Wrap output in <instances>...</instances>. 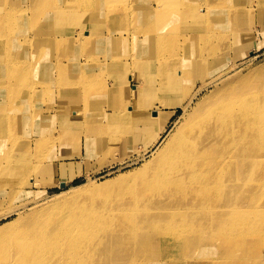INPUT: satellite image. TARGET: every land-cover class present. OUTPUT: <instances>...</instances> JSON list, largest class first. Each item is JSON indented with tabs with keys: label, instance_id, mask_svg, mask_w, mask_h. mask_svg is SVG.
I'll use <instances>...</instances> for the list:
<instances>
[{
	"label": "bare ground",
	"instance_id": "1",
	"mask_svg": "<svg viewBox=\"0 0 264 264\" xmlns=\"http://www.w3.org/2000/svg\"><path fill=\"white\" fill-rule=\"evenodd\" d=\"M1 1L3 5L10 3ZM31 1L35 7L27 17L19 15L25 11L16 6L0 11V45L5 49L0 56V69L7 72L0 77V111L5 126L0 145L15 141L16 132L12 129L24 116L22 107L45 102L53 89L60 94L62 89L77 85L82 94L98 81L92 96L106 92V83L95 73L84 75L78 83L62 84L65 87L57 82L51 84L50 77L53 70L55 74L57 69H63L64 57L61 52L57 54L62 42L73 40L84 51L96 34H105L106 40L112 42L121 36L119 46L112 48L113 55H109L111 64L107 65L108 70L119 73L112 76L113 87L128 90L136 105L134 111L125 109L127 116L121 120L117 135L128 130L130 138L135 131L149 132L146 136L156 143L157 149L150 161L132 172L100 186L72 187L55 196L46 206L50 210H32L5 225L0 237V264H158L160 258L176 264H264V174L258 179L262 190L250 195L252 190L247 186L253 181L248 175L251 166L258 165L264 171V96L250 94L251 84L242 79L211 76L219 57L216 53L224 51L227 36L233 35L230 38L235 42L243 36L250 38L252 23L246 32L230 30L246 25H239L235 19L205 26L208 31L201 35L198 28L183 35L179 21L172 17L173 12L182 17L178 3L177 10L167 5L160 8L159 0ZM136 3L149 11L156 6V18L139 22L129 16ZM88 8L98 11L99 19L115 14L105 23V29L95 26L94 33L84 35ZM128 26L144 31L154 29V41L142 43L136 33L128 34ZM58 36L62 42H58ZM198 36L196 42L190 40ZM128 40L135 46L131 51H125ZM27 42L33 44V50L26 57L16 56L15 48ZM81 55L94 58L86 52ZM153 56L162 63L157 67L159 94L167 97L166 102L159 104L172 109L161 112V116L146 104L143 90L133 85L131 91L122 77L126 61L144 66L142 63ZM47 61L53 64L41 65ZM103 62H109L104 55ZM258 88L264 89V81ZM23 90L28 91L27 96L22 95ZM77 106L71 105L72 114L64 111L67 117L62 121L59 138L77 127L83 131L85 128L93 135L89 144L92 146L102 135V123L90 122L87 109ZM50 107L46 99L47 112L34 115V119L39 117L41 123L48 125ZM179 107L181 114L168 130ZM101 116L107 119L111 115ZM134 123L140 126L134 129ZM29 144L28 141V151ZM7 168L0 165V187L13 185L16 189L29 183L17 182L20 170ZM134 179L137 181L131 182ZM82 191L89 196L78 204L73 199ZM16 193L11 189L8 197ZM59 201L71 202L58 208ZM199 215L222 217L213 228L215 233H209L210 227L203 223L189 222ZM50 218L54 219L52 224L48 222ZM208 244L215 246L218 257L198 258Z\"/></svg>",
	"mask_w": 264,
	"mask_h": 264
},
{
	"label": "rangeland",
	"instance_id": "2",
	"mask_svg": "<svg viewBox=\"0 0 264 264\" xmlns=\"http://www.w3.org/2000/svg\"><path fill=\"white\" fill-rule=\"evenodd\" d=\"M159 1L160 8H164L163 6L167 5L169 8L170 6H175L177 10L178 3L179 9L182 11V17L177 16L174 12L172 17L174 20L179 21L177 25L179 27V32L183 35H188L189 32L191 33L192 28H198L201 35L207 30L205 26L211 27L215 22L231 23L235 19L239 25H246L243 29L232 28L230 30L246 32L248 30L245 28H250V23H252V30H250L252 35H250V38H248V36H243L240 41L235 42L230 38L233 35L227 36L228 39L223 47L224 51L216 53L219 57L214 62L216 69L211 76L219 75L223 76L224 79L231 80L242 79L244 82L251 84L252 88L250 89V94L253 96L261 95L260 97L264 96V89L258 88L260 83L264 81V0ZM9 2V4L3 5L0 0V11L8 6H16L25 11L21 12L19 15L27 17L31 9L35 7V3L31 0H9ZM23 3L28 4V6ZM139 4H134L135 9L129 12V16L132 15L139 22L145 20L151 21L156 18L153 14L156 6H153L151 11H149L148 9L142 8ZM114 14L115 13H112L103 19H99L97 17L98 11L88 8L87 23H85L83 29L84 35L91 32L94 33L93 28L95 26L105 29V23L108 22ZM1 27L2 26H0V28ZM128 29V34L132 32L136 33L135 37H139L144 44L154 41V36L152 34L154 33V29L144 31L133 28L132 26H128ZM47 32L49 31H46V33ZM75 32L77 33V30ZM4 33L7 34L8 32L4 31ZM76 33L72 34V38L76 37ZM120 33L121 31H118L119 35ZM104 35L105 34L99 37L96 34V38L92 40V43L85 46L84 51L82 50L81 44L73 40L67 43L62 42L61 37L58 36V42H62V49L57 54L61 52V55L64 57L62 60L63 69H57L55 74L53 70L50 73V77H52L51 84L57 82L59 86L65 87V85L62 84L68 82L78 83L79 79L83 78L84 75L87 76L95 73L102 79V82L106 83V92L96 96L99 98L92 96H95V87H97L98 81L92 87L85 88V92L82 94L80 90L81 86L77 85L62 89L60 94H58L57 89H53L54 91L50 93L49 98H46L51 104L50 112L52 115H50V123L45 125L43 122H40L39 117L34 119V115L47 112L45 110L46 99L45 102L41 101L32 107L29 105L24 106L21 111V114H24L23 118L16 122V129H12L16 132L14 137L15 141L7 145H0V165L8 166L7 170H20V176L18 175L17 182H29L25 186L16 189L13 185H9V187H0V237L3 236V233H1L3 232L2 228L5 225L16 222L19 217L29 214L32 210H39L44 207L45 210H50V208L47 209L46 206L55 200L54 198H56V195H61L70 191L72 187H81L82 185L88 187L100 186L123 174L136 170L155 156L157 149L155 147L156 143H151L150 137L146 136L149 132L139 133L135 131L131 134L130 138L129 135L131 132L128 130L119 136L117 135L119 127H122L120 125L121 120L127 116L125 109L128 108L129 112L134 111L136 105L133 103V98L130 97L128 90L124 92L116 90L113 87L114 81L112 80V76L119 73L117 72L118 70H108L107 67L108 64H111L110 56L113 55L112 48L119 46L121 36L112 42L111 40H106ZM146 35H152L153 37L149 38L146 37ZM122 37L125 38L126 36L123 35ZM196 38L198 39L200 37L198 36L190 40L196 42ZM210 42L214 43L213 40ZM125 47V51H131V49L135 48L129 40L125 43ZM32 50L33 44L27 42L17 46L14 52L16 56L26 57ZM4 52V46L0 45V56L4 54ZM82 52H86L88 55L92 54L94 58L85 59V57L81 55ZM151 53L150 51V54ZM147 54H149V52H147ZM103 55L106 56L109 62L102 63ZM107 55H110V59ZM153 57L154 58L151 59L147 58V61L142 63L144 66H139L138 64L133 65L131 61H126L128 65L125 63V66H123V68L126 69L123 71L122 77H124V81L127 83V86L130 87L129 89H131V91L134 88L132 87L133 85L142 89L144 93L143 96L147 101L146 104L149 107L155 108L161 116V112L165 111L169 113L172 109L168 110L166 107L162 106L163 104H159V102H166L167 100L165 99H167V97H163L161 93L159 94L160 87L157 85L159 73L157 72V67L162 65V63H157L156 56ZM85 60L87 61L85 62ZM52 64V61H47L41 65ZM134 71L139 72L135 74ZM40 72H43V69H41ZM163 72L164 69L160 71V73ZM6 73L7 72L3 71L2 68L0 69V77L6 75ZM90 90L93 91L89 92ZM27 92V90H23L22 95L27 96ZM85 99H87L86 102H84ZM71 105H73V107L78 105L77 107L79 108L83 107V109H87L89 113L88 120L90 122L102 123L103 132L96 140L98 141L97 144H95V141L92 146H89L90 139L93 138V135L86 131L85 128L83 131L79 127L74 129V131L70 132L67 136H64L63 139L59 138L62 121L67 117L64 111L67 110L70 111L69 113L71 114L74 113ZM0 110L3 109L0 108ZM0 113L1 138L5 126L2 124V111H0ZM104 113L111 116L107 119L103 118L101 115ZM30 114L32 115L28 118ZM180 114L181 109L179 107V109L175 111L174 116L171 117L167 128L168 130L174 125ZM139 126V124L134 123V129ZM87 138L89 139L88 141ZM27 140L30 142L29 151L27 150ZM59 140L62 141L60 142ZM52 143L54 144L53 147H51ZM164 143L160 147H162ZM263 174L264 171L258 165H253L248 169V175L253 179V181L247 185L248 188L252 190L250 195L258 192L259 189L262 190L258 179ZM137 179L131 182H136ZM127 184L122 186H126ZM118 188H108V190H116ZM9 189H14L17 193L12 194V197H8L10 192ZM108 190L106 189V191ZM84 193V191L80 192L79 196L76 197L77 199H73V201L78 204L84 203L87 196H89ZM99 195H101V193ZM70 202L71 201H59L58 208ZM257 207H259V205ZM106 209L107 207L103 208L102 211L104 212ZM99 215H101V211ZM193 219L195 220H190L189 222H199L210 227L209 233H215V229H213L214 226L217 225L219 221H222V217L220 219L217 217L204 218L202 215ZM48 222L52 224L54 219L50 218ZM199 242H203V239ZM206 246L207 247H204L206 251L199 253V256L197 255L198 258H217L219 253L215 252V246L213 244H208ZM161 260L160 258L158 262H155L158 264H176L174 262H164Z\"/></svg>",
	"mask_w": 264,
	"mask_h": 264
}]
</instances>
